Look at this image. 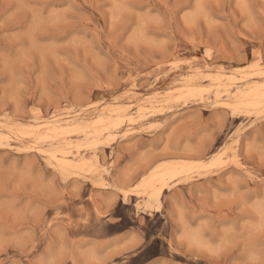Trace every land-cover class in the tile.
<instances>
[{
  "label": "rangeland",
  "instance_id": "rangeland-1",
  "mask_svg": "<svg viewBox=\"0 0 264 264\" xmlns=\"http://www.w3.org/2000/svg\"><path fill=\"white\" fill-rule=\"evenodd\" d=\"M0 264H264V0H0Z\"/></svg>",
  "mask_w": 264,
  "mask_h": 264
}]
</instances>
